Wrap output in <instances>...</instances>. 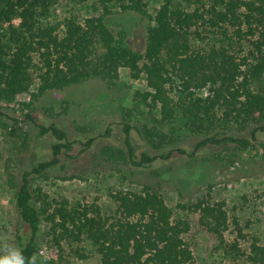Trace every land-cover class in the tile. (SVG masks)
<instances>
[{
    "label": "trees",
    "instance_id": "trees-1",
    "mask_svg": "<svg viewBox=\"0 0 264 264\" xmlns=\"http://www.w3.org/2000/svg\"><path fill=\"white\" fill-rule=\"evenodd\" d=\"M60 1L0 0V102H15L30 90L36 78L41 95L91 78L100 79L114 93L122 70L128 69L131 78L144 73L147 80L146 88L133 92L130 118L158 111L163 121L179 116L194 130L212 132L231 121L255 124L251 137L214 131L199 143L200 147L233 143L248 148L258 131H264V91L256 89L264 80V0H194V9L178 0H163L155 13L148 8L149 0H99L102 6L98 13L85 18L71 13L62 27L46 22ZM117 11L135 12L143 20L147 29L144 52L128 45L124 29L114 32L111 28L112 15ZM204 32L219 36L221 44L195 48L193 38L209 36ZM99 44L105 51L94 58ZM122 98L119 95L112 100ZM3 114L13 122L12 133H18L24 119ZM26 117L38 126L41 135L57 140L52 155L26 170L17 186L16 206L23 221L20 250L26 264L34 256L35 264L39 259L42 216L50 223L49 241L59 252L66 244L78 249L89 240L96 246L101 264H200L185 236L191 223L175 216L162 191V181L148 179L139 190L114 191L111 197L116 206L111 213H105L97 202L72 203L68 199L54 203L44 200L38 206L31 175L58 166L63 157L78 154L76 141L67 129L55 122L46 123L36 114ZM153 118L160 122L155 114ZM123 123L124 147L107 145L103 151L111 158H125L132 168L146 170L175 153L176 149L156 152L162 147L157 143L152 149L139 150L133 134L139 126L133 120ZM115 131L109 126L105 136H113ZM96 140L91 137L85 141L83 150ZM182 207L200 212L202 223L216 232L231 252L246 256L254 264H264V244L254 238L249 250L244 249L240 239L247 234L237 218L233 222L238 237L226 240L231 219L224 201L199 198ZM48 261L55 264L54 259Z\"/></svg>",
    "mask_w": 264,
    "mask_h": 264
},
{
    "label": "rangeland",
    "instance_id": "rangeland-1",
    "mask_svg": "<svg viewBox=\"0 0 264 264\" xmlns=\"http://www.w3.org/2000/svg\"><path fill=\"white\" fill-rule=\"evenodd\" d=\"M162 2L149 0V10L155 13ZM178 2L188 9L197 6L194 0ZM101 6L99 0H61L52 8L46 22L62 27L71 13L85 18L98 13ZM110 25L114 32L120 29L127 32L126 41L132 49L141 53L145 51L147 29L137 13L117 11L112 15ZM204 33L209 36L193 38L195 48L221 44L219 36ZM104 51L105 48L99 44L94 58ZM36 61L40 63L39 55ZM38 71L37 67L35 76ZM118 82L114 93L100 79L91 78L65 90L41 95L36 78L30 90L20 94L15 102H0V111L24 119L19 123L18 133L13 134V122L0 112V256L4 254L6 245L20 249L23 221L16 206V190L22 175L50 157L57 141L50 135L40 134L38 126L26 117L32 113L46 123L55 122L67 129L76 141L75 153L78 154L75 158L63 157L58 166L31 175L38 206L43 205L44 200L54 203L55 200L68 199L72 203L97 202L105 213H111L116 206L111 197L114 191L139 190L148 179L162 181V191L175 216L186 218L191 223L185 236L200 264H254L246 256L231 252L219 235L202 223L200 212L183 208L182 204L193 203L199 198L224 201L231 219L225 231L226 240L237 239L238 232L233 222L237 218L247 234L240 239L244 249L249 250L254 238L264 244V131H258L248 148L233 143L200 147L199 143L214 131L251 137L255 124L231 121L217 126L212 132L194 130L179 116L163 121L158 111L151 113L149 110L138 119L130 118L133 92L136 88H146L147 80L144 73L139 78H131L129 70L123 69ZM256 89L264 91V80ZM119 95L123 98L113 102L112 97ZM154 114L160 122L154 120ZM128 120L139 126L133 131L139 150H148L157 143L162 147L156 152L176 149L173 156L152 168L138 170L132 168L125 158H111L104 153L107 145L124 147L123 122ZM109 126L116 128L113 136H105ZM149 131L154 134L149 135ZM91 137H96V142L83 150L85 141ZM181 148L186 152L180 151ZM49 227V221L42 216L40 256L36 264H52L48 261L50 259H54L55 264H101L100 254L89 240L82 242L78 249L76 245L66 244L65 250L60 251L61 257L57 247L49 241ZM45 256L48 257L46 261Z\"/></svg>",
    "mask_w": 264,
    "mask_h": 264
},
{
    "label": "clouds",
    "instance_id": "clouds-1",
    "mask_svg": "<svg viewBox=\"0 0 264 264\" xmlns=\"http://www.w3.org/2000/svg\"><path fill=\"white\" fill-rule=\"evenodd\" d=\"M4 254L0 256V264H26V258L23 256L20 249L12 246L4 247ZM48 257H44L46 261ZM29 264H35V256L31 259Z\"/></svg>",
    "mask_w": 264,
    "mask_h": 264
}]
</instances>
